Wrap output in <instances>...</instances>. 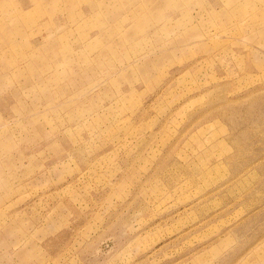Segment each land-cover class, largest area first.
Listing matches in <instances>:
<instances>
[{"label": "rangeland", "instance_id": "374dc122", "mask_svg": "<svg viewBox=\"0 0 264 264\" xmlns=\"http://www.w3.org/2000/svg\"><path fill=\"white\" fill-rule=\"evenodd\" d=\"M0 264H264V0H0Z\"/></svg>", "mask_w": 264, "mask_h": 264}]
</instances>
